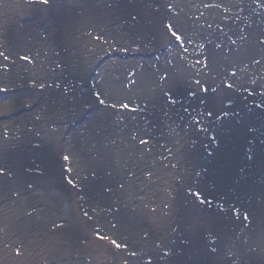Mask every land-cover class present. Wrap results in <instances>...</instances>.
<instances>
[{
  "label": "bare ground",
  "instance_id": "1",
  "mask_svg": "<svg viewBox=\"0 0 264 264\" xmlns=\"http://www.w3.org/2000/svg\"><path fill=\"white\" fill-rule=\"evenodd\" d=\"M204 2L220 8L177 12L170 0H47L49 6L58 4L55 24L37 31L4 2L0 106L5 95L31 109L0 130V160L16 171L27 161L51 168L57 155L70 151L95 192L108 198L112 189V197L121 200L116 218L125 222L142 218L132 210L127 191L142 182L137 173L188 174L182 184L190 192L193 159L210 148L205 177L197 181L208 205L197 204L187 192L161 196L175 201L178 212L176 226L171 214L165 216L172 228L170 255L161 262L264 264V0L193 3ZM185 3L180 0L179 6ZM114 52L115 64L109 60ZM7 106L1 109L21 107ZM91 115L88 128L81 127L80 119ZM73 125L80 134L71 138L64 131ZM210 127L214 132L207 131ZM146 139L153 149L138 147ZM27 194L30 206L65 203L53 187L38 194L26 188ZM20 224L0 237V264H8L4 246L22 230ZM156 251L144 252L147 264ZM44 258L38 264L48 262Z\"/></svg>",
  "mask_w": 264,
  "mask_h": 264
},
{
  "label": "rangeland",
  "instance_id": "2",
  "mask_svg": "<svg viewBox=\"0 0 264 264\" xmlns=\"http://www.w3.org/2000/svg\"><path fill=\"white\" fill-rule=\"evenodd\" d=\"M43 1L0 0V7L4 2L10 3L14 7L16 18L22 20L24 23L32 22V28L37 31V29L40 30L43 27L52 28L56 20L54 11L58 4L51 3L49 6ZM170 1L172 5L169 6H173L172 9H176L177 12L182 7L185 10V7H187L190 11L220 8V6H213V4L206 2L195 4L193 3L194 0H181L187 3H185V6H179L180 0ZM205 5L210 6L205 7ZM169 6L163 5L164 9L168 10L170 9ZM234 7L236 6L234 5ZM24 23H20V25ZM116 52L109 57L111 58L109 60L114 64L115 58H117ZM123 57L126 56L124 55ZM2 99L0 106V130H6V125L11 118L23 115V112H29L31 106L28 105V102H12L5 95H2ZM17 105H21V107L13 111L4 112V109H1L3 106H7L8 109H14ZM93 116L80 119L82 121L80 122L81 127L85 126V128H88ZM78 128H80L78 125H73L72 129L69 130L67 128L65 129L67 132H64L72 138L76 134H80L77 131ZM207 131L214 132L211 130V127ZM161 137L163 138V134L159 135V138ZM193 138H196V134L193 135ZM209 140L212 141V144L214 143V139L210 138ZM143 141H146V143H141L140 141L138 147L144 145L147 146L145 149L154 148L152 145L148 146L149 143L153 142L151 139ZM200 141H202V138ZM199 143L198 140V149ZM176 145L178 146L180 143L177 142ZM196 145L197 143L194 144V146ZM200 149L204 150L201 146ZM209 149L205 148V153L202 157L198 158L199 160L197 157L195 158L196 160L193 159L195 161L193 162L194 171L192 170L189 173L192 178L190 187H187V189H190V192L189 190H185V185L182 184L188 174L185 176L180 175L176 178L171 176L169 170L162 175L154 173L153 170L152 174L148 171L144 173L145 169H143L142 173H137L143 178L141 179L142 182L137 187L131 186L132 190L128 186L127 191L129 190L128 196L130 197L132 210L135 211L137 209L140 211L142 218L125 222H121L119 218H116L118 214L117 210L122 205L121 200L112 197V189L106 191L105 196L108 198H104V196L95 192L94 187L84 180V176L80 172L81 170L78 169V164L70 151L69 153L64 152L57 155L51 164V168L37 166L32 161H27L16 171L13 166H8L0 160V170H2L0 172V237L7 232L6 229H12V226L16 223H21L20 226L22 227L21 234V231L17 235H14L13 232V235H10L7 239L4 246L6 247L5 253L7 255L6 263H14L15 261L26 263L28 260H31L32 264L34 262L38 264L39 260L44 261V257H47L49 259L48 262H44L43 264H81L80 261L82 260L80 258L83 259V262H87V264H147V261L143 259V255L147 250L152 252V248H156L157 251L154 253V258L149 260L148 264H163L161 262L162 258L166 259L167 262L170 255L167 244L170 241L169 236L172 228L170 229L167 217L165 216L171 214L173 224L176 223V226L178 224V212L177 209H174V206H176L175 201L165 200L161 196L167 197L173 191L178 193L187 192L190 196H194L197 204L201 206L208 205L210 199H206L204 195L202 196L201 186L199 191L197 181L201 175L205 177L204 173L207 169L203 167V163L207 161L209 164V157L213 155ZM182 150L185 152L187 147L182 145ZM166 151L168 152V150ZM166 151L165 153L167 154ZM168 153L171 154V152ZM207 154L208 156H206ZM64 156H68L69 159L64 160ZM151 164H154V162L151 161ZM176 169L178 168L176 167ZM47 173L50 175V178L45 180ZM69 180L73 183L69 184ZM13 182L15 183L13 184ZM47 187H53L62 192L65 196L63 207L49 209L42 202H37L30 206V199L28 198L30 194L24 195L26 188H31L34 193L38 194V192L41 193L42 189ZM196 193L200 195L197 197ZM161 198L162 200H160ZM19 199L29 200L25 203H20ZM176 204L179 206L181 202ZM143 207L144 210L141 211L140 208ZM164 208H169L170 213ZM100 237L103 238L101 239ZM113 240L120 247H116L112 243ZM14 258L17 259L14 260Z\"/></svg>",
  "mask_w": 264,
  "mask_h": 264
},
{
  "label": "snow or ice",
  "instance_id": "3",
  "mask_svg": "<svg viewBox=\"0 0 264 264\" xmlns=\"http://www.w3.org/2000/svg\"><path fill=\"white\" fill-rule=\"evenodd\" d=\"M44 2L47 3V0H44ZM209 6H210V5H205V7H209ZM213 6H214V5H213ZM167 27H168L169 29H172V25H167ZM171 34H172V36H174L177 40H180V39H181V37L177 34L176 31H172ZM233 43H235V41H233ZM262 43H264V41H262ZM218 47H219V45H218ZM3 55H4V54H3L2 52H0V56H3ZM4 58L7 59L6 56H5ZM197 63H199V61H197ZM257 63H258V61H257ZM205 66H207L206 63H205ZM233 75H234V73H233ZM196 84H200V81L197 80V81H196ZM228 86L231 87V85H228ZM203 90H204V91H207V89H203ZM189 95H190V96H195L196 93H195V92H190ZM169 100H170L171 103H176V101L173 100V99L171 98V96H169ZM100 103H103V101L101 100ZM209 115H212V113L209 112ZM141 143H146V141H141ZM68 159H69L68 156H64V160H68ZM0 172H2V170H0ZM68 183H69V184H72L73 182H72L71 180H69ZM195 195L198 197L200 194H199V193H196ZM201 203H203V201H201ZM85 215H87V213H85ZM245 219H247V217H245ZM100 238L102 239L103 237H100ZM112 243H113L114 245H116V247H120V245L117 244L115 240H113Z\"/></svg>",
  "mask_w": 264,
  "mask_h": 264
}]
</instances>
